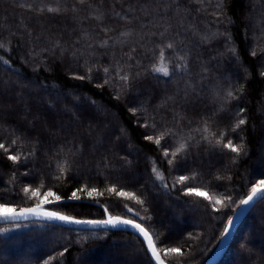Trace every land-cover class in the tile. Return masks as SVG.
Wrapping results in <instances>:
<instances>
[{"label": "trees", "instance_id": "1", "mask_svg": "<svg viewBox=\"0 0 264 264\" xmlns=\"http://www.w3.org/2000/svg\"><path fill=\"white\" fill-rule=\"evenodd\" d=\"M262 72L264 0H0V205L122 217L203 264L264 180ZM102 261L152 264L125 231L0 225V264ZM219 264H264V198Z\"/></svg>", "mask_w": 264, "mask_h": 264}, {"label": "water", "instance_id": "2", "mask_svg": "<svg viewBox=\"0 0 264 264\" xmlns=\"http://www.w3.org/2000/svg\"><path fill=\"white\" fill-rule=\"evenodd\" d=\"M250 195H252V191L242 201L247 200ZM263 198H264V191H260L257 193V195L251 201H249V203L243 204L242 201L240 202L239 206L234 211V213L232 214V216L230 217V219L226 225L225 229H227V231L224 230V233H223L216 249L214 250L212 255L203 264H219V262L221 261V259L224 256V254L226 253V251H227V249H228V247H229V245H230V243H231V241L235 235L236 230L238 229L240 224L243 222V220L245 219L247 214L250 212V210L254 207V205ZM44 206H46V205H41V211L42 212H43L42 209ZM36 207L37 206L32 207V208H36ZM23 209H29V208H23ZM21 210L22 209L14 210V211L18 215L21 212ZM7 214L10 216L12 215L11 212H9ZM108 220H113V221H118V222L115 223V225L102 223V222L108 221ZM72 221L86 222V221H82V220H72ZM122 221H129V220L122 218V217L114 216V217L106 218L103 221H92V222H100L94 226L93 224H89V223H70V222H65V221L58 220V219H49V218H46L44 216L29 215L26 218L25 217H19L16 219H7V220L0 219V225L37 222V223L52 224V225H56V226L64 227V228H69V229L125 231V232L131 233V234H133V235H135L141 239V241L143 242V244L145 246L146 253H147L152 264H165L162 260L161 255L157 252V250L154 246L153 240H152V243H153L156 255H153V251L151 249H149L148 241L146 240L144 234L141 233L137 228L132 227V225H125V224L121 223ZM130 221H132V220H130ZM132 223L137 224L141 228H143L140 224H138L135 221H132ZM148 235L150 236L149 233H148ZM151 239H152V237H151ZM157 257H158V259H157Z\"/></svg>", "mask_w": 264, "mask_h": 264}, {"label": "snow or ice", "instance_id": "3", "mask_svg": "<svg viewBox=\"0 0 264 264\" xmlns=\"http://www.w3.org/2000/svg\"><path fill=\"white\" fill-rule=\"evenodd\" d=\"M169 47H171V45H169ZM161 59H163V54L161 55ZM155 71L156 72H162L164 75H168V70L164 66L156 68ZM261 75H264V72H262ZM125 79H126V77H125ZM229 95H231V93H229ZM243 124H245V120L244 119H240L238 124H237V127H239L240 125H243ZM205 130H207V129H205ZM146 138L149 139V140L152 139V137H150V136L146 137ZM156 142L159 143V140H157ZM219 142L220 141L218 140L217 143H219ZM3 147H4V145L0 144V148H3ZM224 147L228 148L231 152L236 153L237 155L240 154V152L242 151V148H243L242 145H240V146L233 145L231 140H228V142L224 145ZM181 148H183V146H181ZM166 155H167V153H166ZM8 159L12 160V161H15V160L18 159V157L9 155ZM154 171H155V169H154ZM159 178H162V177H159ZM185 179H186V177H183V176L180 177V181L181 182H183ZM25 191H28V189H25ZM93 191H95V190L93 189ZM110 191H115V189H110ZM260 191H264V180L260 181L258 185L253 187L252 195H250L247 200L242 201V203L243 204L249 203V201H251L257 195V193L260 192ZM91 194L92 193L89 192V195H91ZM185 194L186 195L202 196L205 200H209V201L214 199L213 197H210L206 192H202L200 190L193 189V188H188V190L186 191ZM45 195H46V197H51V196H54V193L49 191ZM120 195L131 196L132 194H127V193L121 192ZM73 197L74 198L76 197V193H73ZM56 199L58 200L59 197L57 196ZM45 202H47V201L46 200L42 201L41 205L43 203H45ZM215 202L217 204L221 203L220 200H216ZM41 205H38L36 208L22 209L21 212L18 215L15 213V211L13 209H8V208L4 207L3 205H0V219L7 220V219H16V218H19V217H25L26 218L29 215H35V216H44V217L49 218V219H58V220H62V221H65V222H70V223H89V224H93L94 226L96 224L100 223V222H92V221H86V222L72 221L70 218L59 216L56 213L42 212L41 211ZM9 212L12 213L11 216L7 214ZM117 222L118 221L108 220V221H104L102 223L115 225V223H117ZM121 223H123L125 225H132V227L137 228L141 233H143L145 238H146V240L148 241L149 249H151L153 251V255H156L155 254V250H154V246H153V243H152V239L148 235V233L145 231V229L141 228L137 224H133L132 221H130V220L129 221H122ZM225 231H227V229H225ZM169 251H171L173 253H176L177 255L180 254V250L176 249V248L170 249ZM157 259H158V257H157Z\"/></svg>", "mask_w": 264, "mask_h": 264}, {"label": "rangeland", "instance_id": "4", "mask_svg": "<svg viewBox=\"0 0 264 264\" xmlns=\"http://www.w3.org/2000/svg\"><path fill=\"white\" fill-rule=\"evenodd\" d=\"M28 119V117L26 116V118H25V120H27ZM33 120V122H35L36 120H37V118L35 117L34 119H32ZM38 121V120H37ZM30 121H29V119L27 120V124L29 123ZM263 127H264V125H263ZM263 136H264V134H263ZM127 155L128 156H130V157H132L131 155H130V153H127ZM226 173V172H225ZM226 175V174H225ZM133 177H134V180H138L140 177L139 176H137L136 174H133ZM9 209V208H8ZM43 210V212H51V211H47V210H44V208L42 209ZM53 213V212H52ZM167 215V214H166ZM168 216V215H167ZM171 224V223H170ZM167 225H169V223L167 224ZM81 258V257H80ZM81 260V259H80ZM100 264H103V261L100 263Z\"/></svg>", "mask_w": 264, "mask_h": 264}]
</instances>
